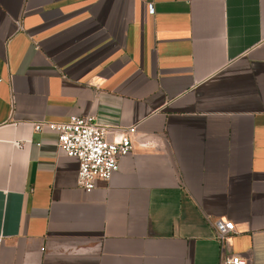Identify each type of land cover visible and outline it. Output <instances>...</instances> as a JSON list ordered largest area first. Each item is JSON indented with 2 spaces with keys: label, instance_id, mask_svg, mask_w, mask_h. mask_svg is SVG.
Instances as JSON below:
<instances>
[{
  "label": "crops",
  "instance_id": "1",
  "mask_svg": "<svg viewBox=\"0 0 264 264\" xmlns=\"http://www.w3.org/2000/svg\"><path fill=\"white\" fill-rule=\"evenodd\" d=\"M71 114L136 127L90 191ZM220 216L264 264V0H0V264H219Z\"/></svg>",
  "mask_w": 264,
  "mask_h": 264
},
{
  "label": "built area",
  "instance_id": "2",
  "mask_svg": "<svg viewBox=\"0 0 264 264\" xmlns=\"http://www.w3.org/2000/svg\"><path fill=\"white\" fill-rule=\"evenodd\" d=\"M148 12H154L152 3L148 4ZM32 125L34 130L54 131L59 151L78 159L76 184L85 191L92 190L98 179L108 180L119 168V159L132 149L131 135L136 132V127L129 125L110 137L107 126L95 120L93 114H71L60 121L39 119ZM212 224L221 250L219 264H245L246 258L239 254L224 256L222 253L223 246L235 232L234 222L220 216L214 218Z\"/></svg>",
  "mask_w": 264,
  "mask_h": 264
}]
</instances>
